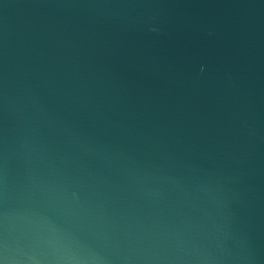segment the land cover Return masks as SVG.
Listing matches in <instances>:
<instances>
[{
  "label": "water",
  "instance_id": "water-1",
  "mask_svg": "<svg viewBox=\"0 0 264 264\" xmlns=\"http://www.w3.org/2000/svg\"><path fill=\"white\" fill-rule=\"evenodd\" d=\"M0 264H264V0H0Z\"/></svg>",
  "mask_w": 264,
  "mask_h": 264
}]
</instances>
